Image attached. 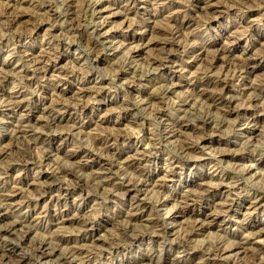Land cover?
<instances>
[{
    "label": "rangeland",
    "instance_id": "rangeland-1",
    "mask_svg": "<svg viewBox=\"0 0 264 264\" xmlns=\"http://www.w3.org/2000/svg\"><path fill=\"white\" fill-rule=\"evenodd\" d=\"M96 1L0 0V198L16 190L0 227L33 225L0 236V264H45L47 239L61 244L49 264L84 243V264H264V244L207 254L264 228V0ZM191 217L211 224L186 238Z\"/></svg>",
    "mask_w": 264,
    "mask_h": 264
},
{
    "label": "bare ground",
    "instance_id": "bare-ground-1",
    "mask_svg": "<svg viewBox=\"0 0 264 264\" xmlns=\"http://www.w3.org/2000/svg\"><path fill=\"white\" fill-rule=\"evenodd\" d=\"M98 1V0H97ZM97 1H96V3H97ZM133 3V2H132ZM132 3L130 4V5H132ZM136 3V2H135ZM89 4V3H88ZM91 4H92V2H91ZM111 5V4H110ZM5 6V5H4ZM42 6V5H41ZM92 6V5H91ZM90 6V7H91ZM87 7H88V5H87ZM89 8V7H88ZM99 8V7H98ZM48 9V8H47ZM94 9V8H93ZM97 9V8H96ZM100 9V8H99ZM102 9V8H101ZM91 10H92V8H91ZM103 10V9H102ZM6 12H7V10H5ZM9 11V10H8ZM94 11V10H93ZM18 12V11H17ZM16 13V12H15ZM8 15V14H7ZM12 15H15V14H12ZM172 15V14H171ZM11 16V15H10ZM9 16V17H10ZM20 16V15H19ZM102 16V15H101ZM9 17H7V18H9ZM12 17V16H11ZM11 17L9 18V19H11ZM15 19H17V16L15 15ZM169 17V16H168ZM173 17V16H172ZM170 19V18H169ZM8 20V19H7ZM13 20H14V18H13ZM11 21V20H10ZM103 21H104V19H103ZM106 21V20H105ZM104 21V22H105ZM169 21V20H168ZM11 22H13V21H11ZM183 22H184V20H183ZM8 23V22H7ZM101 23V22H100ZM103 23V22H102ZM186 23V22H185ZM9 25H10V23H8ZM77 25V24H76ZM186 25V24H185ZM184 25V26H185ZM194 25V24H193ZM73 26V25H72ZM102 26V25H101ZM153 26V25H152ZM78 27V26H77ZM144 27V26H143ZM154 27V26H153ZM157 27V26H156ZM71 28V27H70ZM150 28V27H149ZM177 28V27H176ZM179 28H180V26H179ZM136 30V29H135ZM168 29H166V31H167ZM172 30V29H171ZM173 31V30H172ZM179 31H181V30H179ZM107 32V31H106ZM161 32V31H160ZM174 32V31H173ZM158 33V32H157ZM166 36H168V35H166ZM161 37H163V35L161 36ZM132 38V37H131ZM170 38V37H169ZM176 38H178L177 36H176ZM164 39V38H163ZM162 39V41H163V46L164 47H167V45H169L170 44V40L169 39H164L163 40ZM131 40H133V39H131ZM161 39L159 38V40L158 41H160ZM172 40V39H171ZM175 40V39H174ZM173 40V41H174ZM178 40V39H177ZM139 42V41H138ZM178 42V41H177ZM176 42V43H177ZM144 43V42H143ZM159 43V42H158ZM162 43V42H161ZM114 44V43H113ZM138 45V44H137ZM160 46L161 45H159V48H160ZM162 46V47H163ZM173 46V45H172ZM117 47V46H116ZM140 46L138 45V47H137V49L139 48ZM168 47H171V45L170 46H168ZM168 47H167V49H168ZM190 48V47H189ZM162 49V48H161ZM111 50H113V49H111ZM221 52H223V51H221ZM221 52H219V53H221ZM162 54V53H161ZM170 54V53H169ZM164 55V54H163ZM166 55H168L167 53H166ZM221 55V54H220ZM223 55V54H222ZM221 55V56H222ZM156 56H158L157 54H156ZM214 56V55H213ZM221 56H217V57H221ZM264 56V55H263ZM26 57V56H25ZM164 57V56H163ZM163 57H160V59L161 58H163ZM197 57V56H196ZM200 57H202V56H200ZM216 57V56H215ZM215 57H211V59L213 58H215ZM155 58V57H154ZM152 59V58H151ZM156 59V58H155ZM158 59V58H157ZM164 59V58H163ZM167 59H169V58H167ZM166 59V60H167ZM197 59V58H196ZM218 59V58H217ZM223 59H224V56H223ZM153 60V59H152ZM173 60V59H172ZM171 60V61H172ZM154 61V60H153ZM160 61V60H159ZM158 61V62H159ZM213 61V60H212ZM35 62V61H34ZM37 62H39V61H37ZM157 62V61H156ZM169 62V61H168ZM165 63V62H164ZM174 63V62H173ZM212 63V62H211ZM248 63V62H247ZM246 63V64H247ZM150 64H152V63H150ZM159 64V63H158ZM168 64V63H167ZM161 65V64H160ZM249 65V64H248ZM41 66V65H40ZM244 66H245V64H244ZM243 66V67H244ZM22 67V66H21ZM36 67V66H35ZM43 67V66H42ZM41 67V68H42ZM153 67V66H152ZM40 67H38V69H39ZM40 68V69H41ZM172 68V67H171ZM36 69V68H35ZM247 69V68H246ZM248 70V69H247ZM252 70V69H251ZM45 70H43V72H44ZM181 71V70H180ZM246 71V70H245ZM46 74V73H45ZM44 74V75H45ZM125 76V75H124ZM127 77V76H126ZM222 79H224V78H222ZM221 79V80H222ZM180 82V81H179ZM217 82V81H216ZM223 82V81H222ZM226 82V81H225ZM192 83V82H191ZM214 83V82H213ZM219 83V82H218ZM253 86V85H252ZM105 87V86H104ZM167 87H168V85H167ZM217 87V86H216ZM222 87V86H221ZM80 88V87H79ZM97 88V87H96ZM101 88V87H100ZM218 88H219V86H218ZM229 88V87H228ZM80 89H83V90H85V88L84 87H81ZM202 89H203V87H202ZM201 89V90H202ZM217 89V88H216ZM82 90V91H83ZM169 90H170V88H169ZM200 90V91H201ZM204 90V89H203ZM206 90V89H205ZM5 91V90H4ZM213 91V90H212ZM218 91V90H217ZM161 92V91H160ZM164 93H165V91H163ZM198 92V91H197ZM204 92V91H203ZM210 92V91H209ZM215 92V91H214ZM199 93H201V92H199ZM202 94V93H201ZM200 94V95H201ZM218 94V93H217ZM199 95V94H198ZM214 95V94H213ZM218 95H220V94H218ZM231 95V94H230ZM81 96V95H80ZM79 96V97H80ZM208 97H210V95H207ZM233 97H234V95H232ZM259 96V95H258ZM203 97V96H202ZM208 97H206V98H208ZM217 97V96H216ZM215 97V98H216ZM227 97V96H226ZM253 98H254V96H252ZM260 97V96H259ZM8 98H10V96L8 97ZM81 98V97H80ZM154 98V97H153ZM200 99H201V96L199 97ZM205 98V99H206ZM220 99H221V101L219 102L220 104H223V103H225L224 101V95L222 94V96H220L219 97ZM250 98V97H249ZM83 99V97L81 98V100ZM209 99V98H208ZM207 99V100H208ZM258 99V98H257ZM261 99V98H260ZM9 100V99H8ZM15 100V99H14ZM13 100V101H14ZM79 100V99H78ZM77 100V101H78ZM80 100V101H81ZM190 100V99H189ZM203 100H204V97H203ZM206 100V101H207ZM213 100V99H212ZM227 100V99H226ZM246 100H248V98L246 99ZM251 100V99H250ZM250 100H249V102H247V104L249 105V103H250ZM183 102H184V100H182ZM217 101H219L218 99H217ZM259 101V99L257 100V102ZM10 102H12V101H10ZM82 102V101H81ZM88 102V101H87ZM216 102V101H215ZM253 102V101H252ZM261 102V101H260ZM259 102V103H260ZM89 103V102H88ZM180 103V102H179ZM188 103V102H187ZM10 104V103H9ZM17 104V103H16ZM19 104V103H18ZM77 104V103H76ZM79 104V103H78ZM81 104V103H80ZM181 104H184V103H180V105L179 106H181ZM212 104H214L213 102H212ZM246 103H245V105H247ZM250 104H252V103H250ZM258 104V103H257ZM53 105V104H52ZM88 105V104H87ZM216 105V104H215ZM263 105V104H262ZM46 106H48V105H46ZM218 106V105H217ZM222 106V105H221ZM220 105H219V107L220 108H223L224 106H222L221 107ZM252 106V105H251ZM254 106H255V104H254ZM261 106V105H260ZM11 107V106H10ZM12 107H13V105H12ZM50 107V106H49ZM262 107H264V106H262ZM8 108V107H7ZM44 108V107H43ZM52 108H54V107H52ZM217 108V107H216ZM226 108V107H225ZM252 108V107H251ZM253 108H255V107H253ZM258 108H260V107H258ZM257 108V109H258ZM13 109V108H12ZM158 109V108H157ZM62 110H64V109H62ZM218 110V109H217ZM245 110V109H244ZM60 111V110H59ZM71 111V110H70ZM185 111V110H184ZM183 111V112H184ZM249 111V110H248ZM257 111V110H256ZM260 111V110H259ZM264 111V110H263ZM11 112V111H10ZM186 113H187V111H185ZM189 112V111H188ZM222 112V111H221ZM49 113V112H48ZM185 113V114H186ZM261 113V112H260ZM187 115V114H186ZM252 115H254V114H252ZM258 115V114H257ZM256 115V116H257ZM182 117V116H181ZM180 117V118H181ZM184 117V116H183ZM188 117V116H187ZM248 117V116H247ZM249 118V117H248ZM22 119H23V116H22ZM184 119V118H183ZM255 119H256V117L255 118H251V120H253L254 122H256L255 121ZM19 120H21V118L19 119ZM250 120V122H252ZM26 121H29V120H26ZM26 121H24V122H26ZM186 121V120H185ZM212 121V120H211ZM21 122V121H20ZM19 122V124H16V129H15V131L17 132V133H22L23 132V130L21 129V127H22V123H20ZM184 122V121H183ZM208 122H209V120H208ZM28 123V122H27ZM205 125H206V121L205 122H203ZM248 123V122H247ZM257 123V122H256ZM199 124V123H198ZM250 124V123H249ZM170 125V124H169ZM185 124H181V123H177V125H176V128L175 129H173V130H171L170 132H171V135L174 137V135H176V134H179L180 132V129H181V127H183ZM188 125V124H187ZM253 125V124H252ZM251 125V126H252ZM257 125V124H256ZM15 126V125H14ZM27 126H30V125H27ZM175 126V125H174ZM202 126V125H201ZM215 126V125H214ZM217 126H218V124H217ZM220 126V125H219ZM172 128V127H171ZM218 128V127H217ZM28 130V129H27ZM14 131V130H13ZM26 130H24V132H25ZM167 132V131H166ZM169 132V133H170ZM179 132V133H178ZM168 133V132H167ZM166 133V134H167ZM16 134V133H15ZM164 134V133H163ZM14 136H17V135H14ZM24 136H22L21 138H23ZM14 138V137H13ZM18 138H19V136H18ZM20 138V139H21ZM24 140L26 139V138H23ZM199 139V138H198ZM15 140H18V139H15ZM18 141H20V140H18ZM23 141V140H22ZM33 141V140H32ZM108 143V142H107ZM200 143V142H199ZM193 145V144H192ZM195 145V144H194ZM197 145H198V142H197ZM196 145V146H197ZM196 146H194V147H196ZM159 149V148H158ZM187 149V148H186ZM193 149V148H192ZM184 150V149H183ZM190 150V149H189ZM150 154V153H149ZM198 154V153H197ZM200 156V155H199ZM28 157H29V155H28ZM117 157V156H116ZM134 157V156H133ZM139 158V157H138ZM26 159V158H25ZM32 159V158H31ZM187 159H189V158H187ZM27 160H29V159H26V163H27ZM136 160V159H135ZM133 161V160H132ZM173 161V160H172ZM29 162V161H28ZM131 162V161H130ZM171 163V162H170ZM176 163V162H175ZM175 163H174V165H175ZM31 164V163H30ZM119 165V164H118ZM170 165V164H169ZM168 165V166H169ZM173 165V164H172ZM171 165V166H172ZM173 167V166H172ZM170 168V167H169ZM103 169V168H102ZM176 170V169H175ZM102 171V170H101ZM141 172V171H140ZM177 172V171H176ZM171 173H174V171L172 172L171 171ZM171 173L170 174H167L166 175V178L167 179H170L171 178V176H173V175H171ZM261 173V172H260ZM263 173V172H262ZM264 176V175H263ZM126 177V176H125ZM163 177V176H162ZM161 177V178H162ZM160 178V179H161ZM165 178V179H166ZM166 179V180H167ZM172 179V178H171ZM116 180V179H115ZM162 180V179H161ZM165 181V180H164ZM201 181V180H200ZM220 182V181H219ZM217 183L216 185L218 186L219 185V188H221L222 190H223V188H224V186L223 185H225V186H229L230 188H231V184L232 183H230V185L228 184V183H225L224 181H222L221 180V182L220 183ZM228 182V181H227ZM238 181H236V183H237ZM160 183H161V181H160ZM233 183H234V181H233ZM201 184H203V183H201ZM60 185H61V183H60ZM238 185V184H237ZM59 186V185H58ZM203 186V185H202ZM59 187H61V186H59ZM138 187V186H137ZM214 187V186H213ZM209 189V188H208ZM221 189H219V190H221ZM67 190V189H66ZM65 190V191H66ZM210 190V189H209ZM230 190V189H229ZM235 190V189H234ZM5 191V190H4ZM116 191V190H115ZM190 192L188 193L187 192V194L185 195V193H183L184 194V197H185V199H186V203H188V204H191L189 201H192V202H194V203H196V201H197V197L198 196H205V195H209V192H208V190L207 189H205V188H203V189H201L200 190V192L198 191H196V192H191V190H189ZM231 191V190H230ZM0 192H2V191H0ZM11 192V191H10ZM8 193V194H3L4 195V197L3 198H0L1 199V202H0V207H2V210H4V211H2V212H0V217L1 216H3V215H6V213H8L9 211H10V206L13 204V200H14V197H15V195H16V190H14V191H12L11 193ZM67 192V191H66ZM212 192V191H211ZM64 193V192H63ZM180 193H182V192H180ZM233 193V192H232ZM237 193V192H236ZM66 194V193H65ZM228 194V193H227ZM63 195V194H62ZM182 195V194H181ZM239 195V194H238ZM180 196V195H179ZM183 196V195H182ZM240 196V195H239ZM248 197H247V200H248V202L249 203H247L248 205H246V210H250V209H258L259 207H261L262 205H263V203H262V200H261V197L259 196V195H247ZM66 197H67V195H66ZM57 198H59V197H57ZM200 198V197H199ZM228 198H229V196H228ZM231 198V197H230ZM243 199V198H242ZM166 200V199H165ZM232 201L231 202H233V201H235L236 200V198H232L231 199ZM201 201V200H200ZM183 203V202H182ZM181 203V204H182ZM200 203V202H199ZM181 204L179 203V205L181 206ZM184 204V203H183ZM182 204V205H183ZM198 204V203H197ZM216 204H219V205H221V206H223V205H225V204H228L226 201H224V202H217ZM229 205V204H228ZM185 206H187V205H185ZM215 206V205H214ZM231 206V205H230ZM182 207V206H181ZM216 207V206H215ZM219 207V206H218ZM184 208V207H183ZM214 208V207H213ZM212 208V209H213ZM227 208V207H226ZM131 209V212H129V213H131V217H135V218H137V217H139V216H141V214L143 213V210L142 209H140V208H138L137 206L136 207H134L133 209L132 208H130ZM182 209V208H181ZM214 209H216V208H214ZM221 210H222V208H220ZM157 210V209H156ZM179 210V209H178ZM220 210V211H221ZM226 210V209H225ZM255 210V211H256ZM129 211V210H128ZM128 211L126 212V213H128ZM214 211V210H213ZM217 211H219V208H218V210ZM253 211V210H252ZM178 212L179 211H177V214H178ZM215 212V211H214ZM172 213V212H171ZM183 213V212H182ZM209 213V212H208ZM224 213V212H223ZM229 213V212H228ZM250 213H252V212H250ZM173 214V213H172ZM206 214V213H205ZM216 214H219V212H215V215ZM222 214V213H221ZM68 216V215H67ZM201 216V215H200ZM206 216V215H205ZM129 217V216H128ZM131 217H129V218H131ZM197 217H198V215H197ZM197 217H191L192 219H193V221H194V225L192 226L191 224H190V227L192 226V231L190 232V234L188 235V237H186V238H190V237H193L194 236V234L195 233H197V232H199V230H202L203 228H204V226L206 227L207 225H210L211 223L210 222H208L207 220L206 221H200L201 220V218H200V220L199 219H197ZM128 218V219H129ZM206 218V217H205ZM29 219V218H28ZM28 219L27 218H25V216L24 217H20V218H15L13 221H11V222H9V223H7L5 226H1L0 227V236H5V237H9V235H12V234H14L15 232H17L18 231V229L19 230H22V229H20V228H25L26 229V234L27 235H30V232H31V229H32V226L33 225H29L28 224ZM194 219H196V220H194ZM131 220V219H130ZM190 220V219H189ZM188 220V221H189ZM58 221V220H57ZM30 222V221H29ZM60 221H58V223H59ZM190 222H191V220H190ZM31 224V223H30ZM252 224V223H251ZM83 228L81 227V225H80V228H82V230L84 231V234L86 235L87 234V236H83L81 239L83 240V241H88L89 240V238H91V236L93 235V233H94V226H95V224H94V221H92V220H90L89 218L87 219V220H84L83 221ZM189 225V224H188ZM28 226H29V228H28ZM162 226V225H161ZM187 226V225H186ZM126 227V226H125ZM124 227V228H125ZM130 227V226H129ZM188 227V226H187ZM165 228V227H164ZM263 228V227H262ZM132 229V228H131ZM158 229V228H157ZM156 229V230H157ZM167 229V228H166ZM208 229V228H207ZM127 229L125 228V231H126ZM129 230H130V228H129ZM154 231V233H156L155 232V229L153 230ZM161 231V230H160ZM22 232H23V230H22ZM162 232V231H161ZM24 233V234H25ZM158 233H160L159 231H158ZM158 233H156V234H158ZM162 233H164V232H162ZM185 233H186V231H185ZM23 234V235H24ZM81 234V233H80ZM88 234H91L89 237H88ZM188 234V233H187ZM186 235V234H185ZM185 235H183L184 236V238H185ZM193 235V236H192ZM183 236H180V237H183ZM263 236H264V228L263 229H259V228H257V229H255V230H251V231H249L248 233H246L245 234V236H243V238H241V240H238V242L236 243L235 241L236 240H234V242H235V244H233V245H228V247L227 246H224V247H222V246H220V245H215L214 247L215 248H213V249H208V253L207 254H209V257H219V259H220V261L222 262V260L224 261L225 260V256L223 255L224 253H226L227 251H229V250H232L233 251V249H236L237 251H239V252H246V251H248V250H252V251H254V254H257V252L261 249V247L263 246V244H264V239H263ZM177 237V236H176ZM179 237V238H180ZM195 237V236H194ZM28 238L30 239V237L28 236ZM5 239H8V238H5ZM10 239V238H9ZM46 239V238H45ZM60 239V238H59ZM44 240V239H43ZM42 240V241H43ZM111 240V239H110ZM176 240H179V241H181L182 239L180 238V239H176ZM185 240H187V239H185ZM34 241V240H33ZM57 241H59L58 240V238H57ZM68 240H64V242L66 243ZM82 241V242H83ZM133 241V240H132ZM77 242V241H76ZM82 242H80V244L82 243ZM233 242V243H234ZM9 243V242H8ZM38 243H40V242H38ZM57 243V242H56ZM78 243V242H77ZM118 243V242H117ZM116 243V244H117ZM181 243V242H180ZM183 243V242H182ZM187 243V242H186ZM67 244V243H66ZM10 245V244H9ZM68 245V244H67ZM78 245V244H77ZM97 245V244H96ZM111 245H113V246H110V247H113V248H118V246H116L113 242H112V244ZM119 245V244H118ZM182 245V244H181ZM254 245H258V246H260L259 248H257L256 246H254ZM37 246V245H36ZM73 246V245H72ZM183 246H185V245H183ZM11 247H14L13 245H11ZM100 247V246H99ZM99 247H97L96 248V251H98L97 249H99ZM110 247H108V249L110 248ZM227 247V248H226ZM29 248V247H28ZM32 248H33V246H32ZM61 248V244L59 243V244H55L53 247L51 246V243L49 242V240L47 239L46 241H43V242H41L40 244H38V253L39 254H37V255H39L38 257H40V259L41 260H43V263H45V264H49V261H51L50 259H51V257L50 256H52V255H54V254H56L57 252H58V249H60ZM75 248V247H74ZM34 249V248H33ZM207 249V248H206ZM94 250L95 249H90V248H88V246H87V244L86 243H84V244H82V245H78V246H76V248L75 249H71L69 252H64L63 254H62V256H61V258H66V260H67V262L69 263V264H84L85 263V260H86V258L87 257H91V255H93V253H94ZM107 249L106 248H100V252H105ZM260 252V251H259ZM8 254V253H7ZM91 254V255H90ZM97 254H98V252H97ZM96 254V255H97ZM95 255V254H94ZM208 256V255H207ZM49 257H50V259H49ZM54 258V257H53ZM85 258V259H84ZM215 260V259H214ZM213 260V261H214ZM258 260V259H257ZM139 261V260H138ZM205 262V261H204ZM208 262V261H207ZM209 263V262H208ZM216 263V262H215ZM51 264V263H50ZM205 264H207V263H205ZM220 264H223V262L222 263H220Z\"/></svg>",
    "mask_w": 264,
    "mask_h": 264
}]
</instances>
